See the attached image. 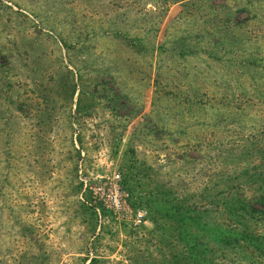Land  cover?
Masks as SVG:
<instances>
[{"label": "rangeland", "instance_id": "rangeland-1", "mask_svg": "<svg viewBox=\"0 0 264 264\" xmlns=\"http://www.w3.org/2000/svg\"><path fill=\"white\" fill-rule=\"evenodd\" d=\"M242 169L264 174V0H0V264H264L199 196Z\"/></svg>", "mask_w": 264, "mask_h": 264}, {"label": "trees", "instance_id": "trees-1", "mask_svg": "<svg viewBox=\"0 0 264 264\" xmlns=\"http://www.w3.org/2000/svg\"><path fill=\"white\" fill-rule=\"evenodd\" d=\"M249 173V170L242 169L239 172L231 174H220L222 177L218 178L211 188L208 186L204 187L199 196L202 199H206L210 204H214L218 209L223 210L227 214L226 219L231 221L230 225L232 226L231 230L233 231H229L233 232V236L227 235L224 236V238L222 237L223 243H221V246H230L235 254H240L243 250L248 255L246 257L247 260L255 262L257 258L260 261L264 258V234L259 233L252 226L253 220L255 221V224H258L259 221L257 219L261 220L260 215L264 214V174L256 177V174ZM222 178L224 179L221 180ZM250 179H252L253 182H257V186L254 188L253 194L248 197L241 196L238 190L233 189V186L224 189L218 184L220 181L223 185L233 181L243 184ZM159 193L160 191H157L155 192V195ZM172 194L173 191L166 189L165 195L169 196L163 200L171 203V207L177 214L181 215L189 213V206L193 204V195L184 194L181 196H175ZM248 198L259 204L260 209L257 210L254 208L251 202H248ZM212 239L215 238H212L211 236V240ZM198 244L200 246V242L197 241V243L194 244V248H196ZM184 256L185 255H183V257ZM173 264L187 263H185L183 259L177 258Z\"/></svg>", "mask_w": 264, "mask_h": 264}, {"label": "built area", "instance_id": "built-area-1", "mask_svg": "<svg viewBox=\"0 0 264 264\" xmlns=\"http://www.w3.org/2000/svg\"><path fill=\"white\" fill-rule=\"evenodd\" d=\"M147 211L144 209L137 210L135 214V223L139 224L146 221Z\"/></svg>", "mask_w": 264, "mask_h": 264}]
</instances>
